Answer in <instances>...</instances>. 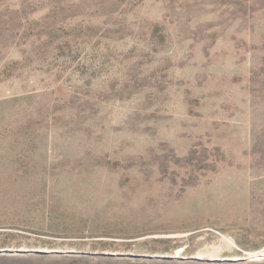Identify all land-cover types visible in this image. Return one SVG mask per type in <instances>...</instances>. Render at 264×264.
<instances>
[{
	"label": "rangeland",
	"instance_id": "obj_1",
	"mask_svg": "<svg viewBox=\"0 0 264 264\" xmlns=\"http://www.w3.org/2000/svg\"><path fill=\"white\" fill-rule=\"evenodd\" d=\"M41 254L264 263V0H0V258Z\"/></svg>",
	"mask_w": 264,
	"mask_h": 264
},
{
	"label": "water",
	"instance_id": "obj_2",
	"mask_svg": "<svg viewBox=\"0 0 264 264\" xmlns=\"http://www.w3.org/2000/svg\"><path fill=\"white\" fill-rule=\"evenodd\" d=\"M40 257L37 258H19L9 259V258H0V264H172L171 259L164 260L161 262H157L158 260L148 258L147 261L152 262H116L119 258L116 256H97V257H71V256H63L57 255L61 258H50L51 256L41 254L38 255ZM53 256V255H52ZM49 257V258H46Z\"/></svg>",
	"mask_w": 264,
	"mask_h": 264
},
{
	"label": "bare ground",
	"instance_id": "obj_3",
	"mask_svg": "<svg viewBox=\"0 0 264 264\" xmlns=\"http://www.w3.org/2000/svg\"><path fill=\"white\" fill-rule=\"evenodd\" d=\"M225 245H227V244H225ZM222 247H224V246H222ZM219 250L218 249H216V250H212V251H204V252H200L199 254H198V256L196 257L197 259H203V258H206V257H211V256H215L216 254H217V252H218ZM250 261H248V262H250V263H248V264H264L263 262H262V260H260V259H258V258H254V259H249ZM202 263V262H201Z\"/></svg>",
	"mask_w": 264,
	"mask_h": 264
}]
</instances>
